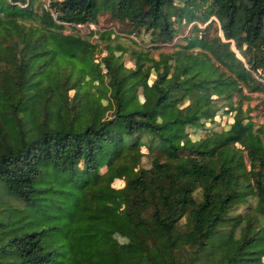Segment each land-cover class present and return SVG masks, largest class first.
I'll use <instances>...</instances> for the list:
<instances>
[{
	"label": "trees",
	"instance_id": "1",
	"mask_svg": "<svg viewBox=\"0 0 264 264\" xmlns=\"http://www.w3.org/2000/svg\"><path fill=\"white\" fill-rule=\"evenodd\" d=\"M36 1L0 0V264H264V123L243 108L264 0ZM103 11L156 44L205 27L97 60L63 23Z\"/></svg>",
	"mask_w": 264,
	"mask_h": 264
},
{
	"label": "rangeland",
	"instance_id": "2",
	"mask_svg": "<svg viewBox=\"0 0 264 264\" xmlns=\"http://www.w3.org/2000/svg\"><path fill=\"white\" fill-rule=\"evenodd\" d=\"M51 0H37L35 3V9L36 11L41 12V7L44 9H50L47 8L50 4ZM55 14V13H53ZM55 17V16H54ZM215 19V23H213L209 34L210 35H216L218 30L219 34L222 35L218 22V19L216 17H213ZM59 22V21H58ZM62 23V22H59ZM194 24H199L201 28H204L205 25L194 22L189 25H184L182 30L180 31V35L176 38L177 40L173 43H165V44H156L152 42V35L151 33H148L146 31H142L140 33H130L129 30L131 29V26L129 23H122L116 20L108 11H103L99 19L96 23H87L85 25H71L69 23H63L64 25V33H75L80 36L89 38L91 43L96 44V50H95V58L97 60H101V58L104 55H107L108 50L106 49L108 44H112L114 46L121 45L122 47L126 49L130 48H137L145 51L152 52L154 54H158L161 51H172L176 48V43H185L184 41H181L182 38L185 35H191ZM103 32V31H112L111 36L109 37L106 35L105 37L100 36L97 32ZM183 33V34H182ZM160 45V46H159ZM159 46V47H158ZM233 49L236 50L238 53V56L242 57L241 54L236 49L235 45L232 44ZM123 60L127 66H133V61L131 59L130 52H124L123 53ZM257 78H259L261 81H264L261 76L256 75ZM74 90L71 91L73 93ZM249 98L243 100V108L250 107V114L253 117V120L257 125H260L264 123V91L259 92H248ZM234 121L233 114H225L223 116H217L215 123H209V126H213L215 130L221 131L225 127L229 125V123ZM187 131L191 133L194 137H204L206 134L205 129H197L194 127H188ZM143 151L146 153H149V150L147 147L144 146ZM142 165L144 167H149L151 165V158L150 154H147L143 157ZM118 186V185H115ZM111 204V203H110ZM113 204V203H112ZM117 207V206H116Z\"/></svg>",
	"mask_w": 264,
	"mask_h": 264
},
{
	"label": "built area",
	"instance_id": "3",
	"mask_svg": "<svg viewBox=\"0 0 264 264\" xmlns=\"http://www.w3.org/2000/svg\"><path fill=\"white\" fill-rule=\"evenodd\" d=\"M47 8H50V4ZM55 18H56V14H54ZM60 22V21H59ZM70 24V23H69ZM71 25H76L75 23H71Z\"/></svg>",
	"mask_w": 264,
	"mask_h": 264
}]
</instances>
